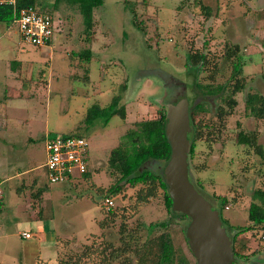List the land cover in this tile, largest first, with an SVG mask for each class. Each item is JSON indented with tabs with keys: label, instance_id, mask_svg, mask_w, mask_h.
<instances>
[{
	"label": "rangeland",
	"instance_id": "1",
	"mask_svg": "<svg viewBox=\"0 0 264 264\" xmlns=\"http://www.w3.org/2000/svg\"><path fill=\"white\" fill-rule=\"evenodd\" d=\"M203 2L210 9L207 18L199 13L198 6H193L194 0H103L93 11L89 44L83 42L78 13L64 7L53 14L55 34L50 46L33 47L22 41L12 24L0 22V88L9 87V95H13L16 88L26 94L25 100L9 98L5 101L2 95L5 88L0 91V106H4V109L0 107V112L5 120L4 132L0 130V144L11 148L13 140L10 136L20 132L31 138L29 141L24 138L8 153L3 150L0 168H3L4 176L0 175V180L6 190L2 213L13 200L9 181L4 177L14 174L22 165L28 156L26 145L31 152L30 162L40 164L44 160L43 134L53 137L77 133L86 139L88 147L86 178L71 177L70 183L64 184L47 183L43 174L44 185L38 184L43 188L37 190L31 185L16 189L17 193L24 194L23 207L28 204L23 209L29 211V218H50L52 215L61 227L56 246L52 245L56 248L52 261L37 258L32 264L36 261L39 264H77V260H80L79 264H107L104 255L109 243L117 240L120 224L136 229L134 233L140 245L147 240L151 244L154 236L168 231L173 248L177 252L181 250L186 258L182 264H195L184 240L187 218L169 215L159 194L145 205L136 204L137 187L131 188L124 183L121 191L111 197L112 207L105 210L102 205L105 189L114 183L107 164L111 149L118 145L120 137L133 122L165 112L166 102L171 101L172 96L171 93L163 94L160 83L168 85L170 78L180 83L174 92L183 85L186 96L189 95V105L198 103L204 108V112L193 110V120H209L214 128V133L205 137V129H202L203 136L195 142L193 154L188 159L191 181L198 185L196 189L232 226H246L248 204L264 200V155H257L253 148L236 140L239 131L252 132L264 153V116L256 118L250 114V108L261 102V95L264 99V28L261 27L264 18L259 20L264 17V8L258 10L264 2ZM128 5L143 27L142 32L132 24ZM245 9L251 14L255 12L252 21L246 16L248 11ZM233 46L240 55L245 85L236 93V105L231 113L222 114L218 119L220 94H225L234 81L232 64L220 56L224 49ZM87 47L91 56L84 62L76 53ZM201 48H205L210 58L208 64L214 62V67L210 65L208 69L218 68L210 82L225 86L217 94L200 95L195 85L206 83L207 72L187 69L186 54ZM122 85L126 86L123 90ZM248 91L252 94L250 102L245 100ZM117 95L118 105L124 108V119L112 114L105 122L100 112L91 124L83 125L87 107L95 104L105 108ZM8 162L10 164L6 165ZM161 164L151 161L149 167L160 170ZM40 170L44 172V168L40 167ZM43 189L45 195L39 196ZM220 199L224 201L218 209ZM45 221L48 223L47 219ZM99 221L102 222L100 226ZM153 222H165L166 225L148 228L147 225ZM2 225L0 264H29L31 260L27 255V261L23 260L22 250L14 254L17 251L15 241L24 244L18 239L16 229L4 222ZM258 237L257 231L255 234L253 230L237 234L234 245L243 249L247 256L239 259L243 264L255 260L259 252L263 253L260 260L264 264V247L258 244ZM34 238L25 242H34ZM241 243H244L243 247ZM85 248L102 250V255L95 253L81 260L80 253ZM47 252L50 251L43 253ZM129 255H132L131 261L135 260L133 254Z\"/></svg>",
	"mask_w": 264,
	"mask_h": 264
},
{
	"label": "trees",
	"instance_id": "2",
	"mask_svg": "<svg viewBox=\"0 0 264 264\" xmlns=\"http://www.w3.org/2000/svg\"><path fill=\"white\" fill-rule=\"evenodd\" d=\"M102 3L103 0H16V8L21 6H29L38 12L48 15L52 20L54 18L53 14L58 10H63V7L72 11L74 10L78 13L81 20L82 32L84 34L83 42L89 44L90 31L94 24L93 11L97 9ZM194 4V7H199V13H201L204 18H207L210 15V9L206 4H204L203 0H194ZM127 9L131 13L130 20L132 24L135 28H137V30L142 32L144 29L138 24V21L136 20V14L133 11H130V9L133 8L128 5ZM0 22H6L8 24L10 23L9 25L12 24V8L9 5H0ZM8 24L6 26H8ZM76 56L80 60L87 62L91 56V50L88 47L83 48L76 53ZM220 57L223 58V60H225L227 63L230 62L232 64V78H234V81L225 94H220V104L217 106L216 113L218 119L222 114L231 113L236 105L235 95L237 92L241 91L245 85L244 77H241V62L237 47L233 46L232 48H227V50L224 49L222 51V56ZM186 61L188 63L187 69L191 67V69H193L196 73L199 72V69H203L205 72H207L205 76L206 83L195 85L197 90L199 89L198 92L200 95L217 94L222 91V88L225 87L224 84H213L210 82L214 77L215 72L218 71V68L216 67L213 70L208 69L210 65L214 67V62L208 64L210 63V58L207 57L205 48L198 49L193 53L188 52L186 54ZM125 87L126 86L122 85L121 89L123 90ZM260 99L261 102L256 105L257 107L250 108V114L256 118H262L264 116V99L262 98V95ZM245 100L246 102H250L252 100V94H250L249 91L245 95ZM118 102L119 96L117 95L111 98L109 105L105 108H99L95 104L87 107L85 111V117L83 119V125L86 127V125L91 124L95 118L100 116L98 115L100 112L103 113L102 115L104 116L105 122L107 121V117L112 114L118 115L121 119H124V108L119 106ZM193 110H197L199 112L205 111L201 104L193 103L190 106L189 111L191 115L189 116V122L191 131L187 136L190 142L188 159H190L193 154L195 142L203 136L202 129H205L204 137L208 133H214V128L212 127V124L209 120H206L205 122L201 121V119L196 121L193 120ZM164 124L165 112H160L154 118L135 121L133 122L132 127L126 129V131L120 137V142L118 145L110 151L107 160V164L109 166L108 174L112 176L114 183L105 189V194L103 197L114 198L113 195L121 191V184L125 183L131 188L137 187L135 189L136 204L145 205L159 194L163 207L169 213V215L187 218L185 215L173 212L171 210V200L168 196L166 185L163 181V175L161 172L162 165L167 161L170 154L169 144L164 135ZM62 136H73L86 140L82 135L77 133H68ZM236 140L239 143L253 148L252 150L257 155H264V153H262V146L256 143V134L252 132L244 134L243 132L239 131L237 133ZM86 160L88 161L89 159L87 158ZM151 161H160L162 163L160 170H154L153 168L149 167V163ZM81 176L86 178L87 171L80 174V177ZM70 179L71 177H69V179L66 181H69ZM193 185L195 188H198L196 183H193ZM196 190L200 193L198 189ZM36 193L37 192H35V194ZM223 201V199H220V207H217L218 209H221V202ZM103 207L105 210L110 209H106L104 205ZM246 212L248 221L246 226H232L219 215L221 224L225 227V231L228 234H231L232 231L234 233L233 235L231 234L233 241L232 251L233 255L238 260L241 258L245 259L247 256L245 255L246 253L243 249L234 245L235 238L238 233L249 230H253L255 234L257 231V234H259V232L264 228V200L262 203L250 202ZM100 221L98 222L99 226L102 225V222ZM165 225V222H153L148 224L147 227L152 229L153 227H165ZM135 231L136 229L134 227L127 228L124 224L119 225L116 238L117 240L109 243L108 252L106 255H104V259L106 260L107 264H182L186 262V258L183 256V253L180 252L181 250L177 252L173 248L168 231L163 230L154 236L153 242L151 244L149 243V240H147L141 245L138 242V236L134 233ZM240 246L243 247L244 243H241ZM186 248L189 252L187 245ZM95 253H98V256H100L102 255V250L97 251L95 249L85 248L80 253L81 260L90 258V255ZM129 254H133V259L135 260L131 261L130 257L132 258V255ZM79 261L80 260H77L76 263L79 264ZM34 264H39V262L36 261Z\"/></svg>",
	"mask_w": 264,
	"mask_h": 264
},
{
	"label": "water",
	"instance_id": "3",
	"mask_svg": "<svg viewBox=\"0 0 264 264\" xmlns=\"http://www.w3.org/2000/svg\"><path fill=\"white\" fill-rule=\"evenodd\" d=\"M189 131L187 100L166 103L164 135L170 154L161 172L170 208L188 218L184 238L195 264H241L233 255L232 236L221 224L217 209L188 178Z\"/></svg>",
	"mask_w": 264,
	"mask_h": 264
},
{
	"label": "crops",
	"instance_id": "4",
	"mask_svg": "<svg viewBox=\"0 0 264 264\" xmlns=\"http://www.w3.org/2000/svg\"><path fill=\"white\" fill-rule=\"evenodd\" d=\"M256 1H258V3L261 2V4L264 2V0H256ZM262 8H264V6L260 7L258 10H260ZM248 9L250 11L252 10L249 7H248ZM248 9H245L246 11H248L246 13V16H248L249 18L251 17V21H252L254 19V13L255 12H252V14H251ZM263 18L264 17H260L259 20L262 21ZM261 27L264 28V23L263 24L261 23ZM50 44H49V46H50ZM3 87L5 88V93L2 95L5 98V101H7V99H9V98L18 99V100L19 99L25 100L24 98H26L25 97L26 94L23 95L21 92H19L20 91L19 88L15 89V92L13 95H9L7 93V89L9 87H6V86H3ZM4 88H0V91L4 90ZM22 104L18 105V106L20 107V106H22ZM0 107L4 109V106L1 105ZM3 119H4V115H3V112L1 111L0 112V130L2 132H4L3 130L5 128V120H3ZM28 136H30V135L29 134L25 135L24 132L16 133L15 135L10 136L11 140H13L12 144H10L11 148H14V145H18L22 140H24V138H27L26 141H29L31 138ZM10 137L8 136V140H10ZM41 137H42V142L44 144V140L48 137V134H45V135L43 134ZM43 144H42V147H43V151H44V160H45V150H44ZM0 145H1L0 146V163H3L2 162V160H4L3 150H4V152L8 153V150L11 148H7L5 146V144H4V146H2L3 145L2 143ZM25 149H27L26 152L28 153V156L22 162V165H19V168L17 169V171L14 174L10 173L9 176L4 177V179H6L7 182L9 181L10 188H11L12 193H13V200H10L7 203V207H6L7 210H5V212H3V213H2V209H3V202H4V192L6 190V187L3 184V180H0V186L3 188L2 198L0 200V228L3 227L2 222H4L5 225L12 226V228L16 229L18 239L23 240L24 244L20 245L19 241L18 242L15 241L17 251L14 254L17 255L19 253V251L22 250L23 260L27 261L25 259L26 258L25 255H27L28 258H30V260H31L30 261L31 263L30 262H28V263L32 264L33 261L36 260L37 258H38V260L42 259L43 261H47V259H48V260L52 261L51 258L54 257V254L56 252V248L52 247V245L54 244V246H56V243L58 241V235H61V233H60L61 227H59V224L55 223L54 217L52 215L50 218H44V217L43 218L42 217L41 218H29V211L24 210L27 208L28 203L25 204V206L23 207L22 198H23L24 194L20 193V192L17 193L16 189H19L20 187L21 188H29L31 185L36 187L37 190L39 189V187L43 188L42 186L44 185V183H42V179H43L42 175L44 174V177L46 175L45 170L43 173L40 170V167L44 168V166H43L44 160L41 164L38 162H33V163L30 162V157H31L30 148L28 147V145H26ZM14 152H15V150L11 153V155L14 154ZM12 160H14V158H12ZM9 164L10 163L8 162L6 165H9ZM3 172H4L3 168H0V175L1 176H4ZM45 179H46V177H45ZM62 183L64 184V183H70V182L66 181V182H62ZM38 184H42V186L41 185L38 186ZM43 194L45 195L44 189L41 191L39 196H42ZM27 197H28L27 202L31 201V200H29L30 199L29 194ZM46 219L48 220V223H47V221H45ZM63 226H66V224ZM22 232H28L30 234L29 237L28 238L21 237L20 234ZM8 234H11V233L9 232ZM31 237H35L34 242L33 241H30V243L25 242V240H28ZM258 244H260V243H258ZM46 251H50V252H47V254L43 253Z\"/></svg>",
	"mask_w": 264,
	"mask_h": 264
},
{
	"label": "built area",
	"instance_id": "5",
	"mask_svg": "<svg viewBox=\"0 0 264 264\" xmlns=\"http://www.w3.org/2000/svg\"><path fill=\"white\" fill-rule=\"evenodd\" d=\"M0 5L12 8V25L23 42L33 47L48 46L54 37L55 29L48 15L34 10L29 6L16 8V0H0ZM45 177L48 183H62L69 177H78L87 171L88 147L83 138L73 136H54L44 140ZM3 188L0 186V200ZM102 204L109 209L113 202L104 197ZM21 237L28 238V232H22ZM260 246L264 247V228L259 232Z\"/></svg>",
	"mask_w": 264,
	"mask_h": 264
},
{
	"label": "flooded vegetation",
	"instance_id": "6",
	"mask_svg": "<svg viewBox=\"0 0 264 264\" xmlns=\"http://www.w3.org/2000/svg\"><path fill=\"white\" fill-rule=\"evenodd\" d=\"M188 70H191V69L188 68ZM160 84L163 86V94L166 95L168 93H171V96H172L171 101L166 102V103H174V102L178 101L181 98H185L187 100V104H188V114L190 116L191 114H190L189 109H190V106L191 105H189V95L186 96V93H187L186 92V88L182 85L181 89H179L178 91H175L174 92V89L176 87L180 86V83L178 81L174 80L173 78H170V83L168 85H166V84L163 85V83H160ZM180 91H182V93ZM163 94H162V98H164V95ZM190 131H191V126H190ZM190 131H189L188 134H190ZM188 134H187V136H188ZM188 178L191 181V177H190V173H189V167H188ZM192 184H193V182H192ZM262 254L263 253L259 252L257 254L258 257H256L255 260H250L249 262H246L245 264H262L263 260H260V257H262ZM240 263L243 264L242 262H240Z\"/></svg>",
	"mask_w": 264,
	"mask_h": 264
}]
</instances>
